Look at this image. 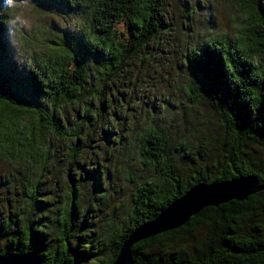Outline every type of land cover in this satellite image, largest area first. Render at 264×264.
<instances>
[{
    "label": "trees",
    "instance_id": "obj_1",
    "mask_svg": "<svg viewBox=\"0 0 264 264\" xmlns=\"http://www.w3.org/2000/svg\"><path fill=\"white\" fill-rule=\"evenodd\" d=\"M59 3L64 4L69 12L83 13L87 19L85 26L90 24L94 38L101 36L103 48L96 50L95 58L82 60L76 56L65 57L59 67L48 64L42 70L30 69L28 79L32 89L56 97L54 102H32L29 92L26 94L28 100L15 93L3 77L1 62L5 60V47L1 37L7 27L8 14L0 0V101L34 109L41 122L37 128L40 141L47 147L35 158L41 157L42 160L38 159L31 165L24 159H34L33 154L20 155L19 159H15L16 156L9 158L22 164L26 187L20 197L29 208L27 216L15 213L0 221V255L34 251L45 264H112L119 248L135 228L153 220L196 183L253 175L260 185H264V4L260 0H238V5L246 14L240 37L235 41L224 37L200 40L186 53L187 67L195 73L187 85L189 100L198 102L205 99L224 117L221 126L225 130L218 147L222 151V160L206 166L215 167L217 172L210 176H192L187 182L173 177L171 166L166 162L168 140L165 133L158 128H146L139 139L141 164L146 168H158L164 182L133 183L135 191L129 223L121 230L113 226L109 245H106L112 248L111 256L98 259L97 253L101 255L103 249H98L93 255V248L86 241L79 250L81 242L77 239V245L72 250L69 233L73 220L81 218V226H85L89 208L95 205L92 201L100 200L98 192L101 184L111 174H103L102 168L90 171V181L96 191L93 198L88 200L89 205L83 207V212L78 210L79 185H75L74 180L71 179L65 193V182L64 188L58 190L53 188L59 187V181L53 182L52 188L43 186L44 174L50 162H61L56 170L63 171L62 176H65V164L69 171L76 165L75 171L80 172L78 147L90 141L89 138L93 137L103 119V132L112 129L114 144L122 143L123 135L115 128L120 115L113 101L110 102L112 108L104 107L106 111L101 108L95 110L93 105L101 97L100 88L106 87V82L102 81L108 68L104 65H111L108 72L113 75L125 59L138 53L162 31L165 21L163 0H59ZM62 34L69 38L72 36L71 31L67 30ZM103 58L106 61H102ZM91 59L99 63L103 72L97 86L89 80L88 62ZM8 71L9 75L14 74L11 62ZM74 100L85 101L78 108L76 116L70 119L65 106ZM85 106L88 110L83 114L82 107ZM64 119L67 126L63 124ZM23 121L27 124L34 120ZM85 128L87 133L84 135L82 132ZM49 134L57 139L72 140L66 157L64 146L59 151L60 148L49 141ZM69 175L72 176L70 172ZM37 178L38 181L32 186V180ZM23 180L21 184H25ZM190 181L192 183L187 185ZM7 183L18 187L15 178L13 184L10 180ZM16 195L15 192L14 197L7 200L10 202L14 199L19 203ZM14 225L16 229H13ZM50 232L55 242L50 243ZM100 243L105 246L104 241ZM82 253L85 256H80ZM132 256L133 264H264V190L242 202L232 200L218 207L204 208L184 226L135 244Z\"/></svg>",
    "mask_w": 264,
    "mask_h": 264
},
{
    "label": "rangeland",
    "instance_id": "obj_2",
    "mask_svg": "<svg viewBox=\"0 0 264 264\" xmlns=\"http://www.w3.org/2000/svg\"><path fill=\"white\" fill-rule=\"evenodd\" d=\"M260 1L264 4V0ZM16 4V9H9L5 0H1V6L8 14L7 27L1 37L5 47V60L1 62L3 77L15 93L28 100L26 94L29 92L32 102H54L55 96L37 93L32 89L28 71L42 70L48 64L59 67L65 57L76 56L82 60L95 58L96 50L103 48L101 36L94 38L95 33L90 24L85 26L87 19L83 13L69 12L59 0H16ZM162 13L165 27L154 39L138 53L125 59L113 75L108 72L111 65H104L108 68L102 81L106 82V87L100 88L101 97L93 105L95 110L101 108L106 111L104 107L112 108L110 102L113 101L118 116L120 115L115 128L123 135L122 143L114 144L112 129L103 132V119L96 127L93 137L89 138V144L78 147L77 160L81 165V173L75 171L76 165L69 171L65 164V176H62L63 171L56 170L61 162H50L44 174L43 186L51 187L53 182L59 181V187L53 188L58 190L64 188L65 182V193L71 179L74 180V184L79 185L78 210L83 212V207L89 205L88 200L93 198L96 191L95 185L90 181V171L102 168L103 174L110 172L111 177L101 184L98 192L100 200L92 201L95 205L89 208L85 226H81V218H75L69 233L72 250L77 245L75 239L81 242L79 250H82L83 242H88L93 248V255L102 248L101 255L100 252L97 253L98 259L104 260L111 256L112 248L106 245H109L113 226L121 230L129 223L133 210L132 195L135 191L133 183H162L163 176L158 168H146L141 164L139 139L146 128H158L165 133L168 140L166 162L171 166L173 177L182 182H187L192 176L212 175L217 169L206 166L222 160V151L218 147L225 130L221 126L224 117L219 109L211 106L205 99L198 102L189 100L187 85L195 73L187 67L186 53L200 40L213 37L237 40L246 22V14L238 5V0H163ZM13 14H20L26 24L12 28L9 20ZM66 30L71 31V38L62 34ZM45 45L48 47L41 48ZM102 61L106 60L103 58ZM10 62L14 74L9 75ZM98 64L94 59L88 62L89 80L94 86H97L99 79L101 81V73L103 74ZM83 102L74 100L65 106L70 119L76 116ZM87 110L86 106L82 107L83 114ZM36 115L38 113L34 109L11 104L6 100L0 101V221L15 213L27 216L28 204L22 202L23 198L20 197L26 187L22 164L9 158L16 156L14 158L19 159L20 155L33 154L34 159H24L30 165L34 161L38 162V159L42 160L41 157L35 160L47 149L39 138L37 128L41 122ZM22 120L34 121L26 124ZM25 124L26 127L23 128ZM63 124L68 125L65 124V119ZM82 133L85 135L87 129ZM49 141L54 147L58 146L59 151L64 146L65 157L68 147L73 144L70 138L57 139L52 134ZM14 178L18 182L17 188L7 183L10 180L13 184ZM21 180L25 184H21ZM37 181L38 178L32 180V186ZM190 183L192 181L187 185ZM7 188H10L9 191ZM15 192L16 199H20L19 203L14 199L10 202L7 200L13 198ZM32 195L31 187L30 196ZM80 214L82 215L81 212ZM13 229H16V225ZM50 233V243L55 242L53 233ZM101 241H104L105 246L101 245ZM80 256L85 255L82 253Z\"/></svg>",
    "mask_w": 264,
    "mask_h": 264
},
{
    "label": "water",
    "instance_id": "obj_3",
    "mask_svg": "<svg viewBox=\"0 0 264 264\" xmlns=\"http://www.w3.org/2000/svg\"><path fill=\"white\" fill-rule=\"evenodd\" d=\"M264 190L256 176L248 175L212 183L198 182L179 198L172 201L153 220L135 228L119 248L112 264H133L132 248L135 244L161 233L184 226L191 217L207 207H218L232 200L245 201ZM0 264H45L34 251L24 254L6 252L0 255ZM61 264H66L62 262Z\"/></svg>",
    "mask_w": 264,
    "mask_h": 264
},
{
    "label": "clouds",
    "instance_id": "obj_4",
    "mask_svg": "<svg viewBox=\"0 0 264 264\" xmlns=\"http://www.w3.org/2000/svg\"><path fill=\"white\" fill-rule=\"evenodd\" d=\"M5 5L9 9H13V10L17 8L16 0H5ZM9 24L12 28H15L18 25L20 26L25 25L26 21L20 14H13L10 17Z\"/></svg>",
    "mask_w": 264,
    "mask_h": 264
}]
</instances>
